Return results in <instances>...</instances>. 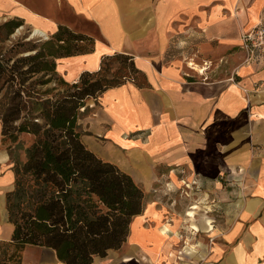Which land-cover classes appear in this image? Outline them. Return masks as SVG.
Masks as SVG:
<instances>
[{
    "label": "crops",
    "instance_id": "crops-1",
    "mask_svg": "<svg viewBox=\"0 0 264 264\" xmlns=\"http://www.w3.org/2000/svg\"><path fill=\"white\" fill-rule=\"evenodd\" d=\"M54 1L44 0L41 6L53 7L56 5ZM61 1L64 5L68 2L70 14L83 19L85 26L78 28L71 20L68 21L71 15L66 19L56 14L54 18L39 15L43 20L38 19L37 28L47 32L49 37L59 26H64L58 20H65L71 30L79 32L76 30L84 28L80 33L91 34L95 38L93 53L57 60L58 74L66 81L77 82L82 73L97 70L105 55L120 53L122 49H117L104 31L101 20L85 13L94 6L92 0L78 1L83 10L77 9V1ZM131 1L132 6H128ZM114 2L124 30V46L130 44L129 29L140 38L144 31H164L158 40L165 45L169 30L182 25L185 27L176 31L178 37L188 36L190 30L196 28L200 31V46H213L215 41H219L220 47H241L243 33L264 21V0H157L156 4H153L154 0ZM160 3H164L162 9H159ZM32 7L18 0H0V14L12 13L11 17L21 16L31 23L35 22L29 15L34 10ZM130 13L136 15L133 23L129 22L128 16L124 17ZM184 14L187 15L183 17ZM99 35L106 42L98 38ZM243 52L238 56L239 61H243ZM242 61L235 64L234 74L228 79L194 82L188 80L182 64L171 65L156 61V58L134 56L136 67L144 71L146 86L127 81L95 99L101 105L98 117L94 119L96 130L106 136L111 152L114 150L129 157L130 163L125 162V166L143 174L140 179L145 178L143 181L147 185L158 167H165V173H174L176 166H185L195 169L200 175V187L205 189L204 192L215 193L211 197V206L224 213L218 222L217 234L210 237V251L203 242L202 248L206 250L203 264H264V59L260 62ZM112 100L128 102L132 112L149 118V122L137 121L135 129L122 132V138L132 143L129 148L109 135L116 124L120 127L110 111ZM2 129L0 121V227L3 230L0 239L10 240L14 226L9 222L7 194L14 189L15 171L8 150L3 147ZM130 153L138 156L130 157ZM133 159H139L136 166ZM226 173L230 175L228 185L220 180ZM168 207H157V210L167 213ZM134 222L135 217L123 247L109 251L105 257H95L93 264H146L147 261L151 264L149 249L153 243L146 246L131 240ZM171 225L176 227L177 236L174 230L169 231V235L177 238L174 242L180 243L184 239V228L176 226L173 221ZM127 256L136 257L137 261H125ZM181 256L172 264H186L184 255ZM22 263L64 264L54 250L38 246L25 249ZM168 263V259L162 262ZM196 264H200V259Z\"/></svg>",
    "mask_w": 264,
    "mask_h": 264
},
{
    "label": "trees",
    "instance_id": "trees-1",
    "mask_svg": "<svg viewBox=\"0 0 264 264\" xmlns=\"http://www.w3.org/2000/svg\"><path fill=\"white\" fill-rule=\"evenodd\" d=\"M95 48V38L61 25L39 49H31L37 51L32 55L13 59L0 54V93L7 88L0 97L2 134L15 141L21 133L36 138L27 161L14 165V189L7 194L14 231L9 242L0 240V250L5 249L0 264H22L28 246L50 248L64 264H93L95 257L123 247L133 218L145 210L144 190L84 144L79 123L90 99L129 80L99 71L84 72L69 83L57 72L58 59L87 55ZM108 58L121 61L134 74L142 73L132 56L116 53ZM40 73L41 85L56 81L63 90L35 102L30 113L38 109V115L19 123L26 108V84ZM138 85L145 87L146 78Z\"/></svg>",
    "mask_w": 264,
    "mask_h": 264
},
{
    "label": "rangeland",
    "instance_id": "rangeland-1",
    "mask_svg": "<svg viewBox=\"0 0 264 264\" xmlns=\"http://www.w3.org/2000/svg\"><path fill=\"white\" fill-rule=\"evenodd\" d=\"M19 2L33 6V12L29 13L31 17L34 18L35 22L32 23L26 20V18H21L17 16L11 17L13 14L3 12L0 14V54L3 53L7 58L13 57L17 59L19 57H25L34 54V48H38L45 42L48 38L47 36H35L31 38V33L33 28L39 27L38 19H42L39 15H45L49 17H56L54 15L60 14L64 18H68L71 11L68 10V2L65 5L61 0H55L56 5L53 7H42L41 2L44 0H18ZM157 0H154L153 4H156ZM128 6H132V1L127 3ZM47 10L51 13H48ZM28 13V12H27ZM187 14H184L186 16ZM123 18V15H121ZM128 16L130 23H133V18L136 16L132 13ZM7 17V18H6ZM8 17H11L8 19ZM60 17V16H59ZM121 19V17H120ZM43 20V19H42ZM71 20L76 27L81 28L85 26V21L80 19L79 16L74 18L72 15L67 19ZM40 21V20H39ZM59 23L64 24V26L69 25L65 20H58ZM180 22V19H177ZM183 22V21H182ZM41 23V22H40ZM185 26L179 25L174 26L172 30H169V38L166 40L165 45L160 43L158 38L164 35V31L161 33L153 32V30L144 31L140 37L133 35V30H128L127 33L130 37V44L128 46L122 47L120 53L127 54L129 56H143L146 58L154 59L156 61H162L167 64H182L184 71L187 73L188 80L194 82H200L207 79L209 82H214L218 80L228 79L234 74L235 64H239L238 56L241 54L242 46H232V47H220L219 41H215V44L200 46V31L198 29H191L188 36L178 37L176 31L182 29ZM84 29V28H82ZM78 29L76 31H81ZM166 33V32H165ZM84 34V33H83ZM91 36V34H89ZM181 36V35H180ZM94 38V37H93ZM98 38H101L100 35ZM106 42V39L101 38ZM14 44L15 45L12 49ZM10 49L8 52L4 50ZM114 55V54H113ZM242 55V54H241ZM243 61L246 62L247 56L243 52ZM112 57L111 55H105L102 60L100 67L93 72H101L110 78L118 74V77L125 75L127 80L134 82L136 84H141L144 81V76L142 73L144 71L140 70L142 73L134 74L131 69L126 68L121 61ZM154 57V58H153ZM105 62V63H104ZM239 62V63H238ZM104 63V64H103ZM136 63V62H135ZM189 63H195L196 65L208 68L205 74L199 73V71L192 69ZM12 64V63H11ZM137 65V64H136ZM42 73L33 76L26 84L27 90L24 94V104L26 108L24 109L19 123L24 121L26 118L32 119L38 115V109L30 113V110L35 106V102L46 100L48 98H53L58 91H62L63 87L58 85L56 81H52L46 85H41ZM62 77L61 75H59ZM48 77L44 78V80ZM4 78L0 82V88L3 84ZM128 81V82H129ZM69 82V81H67ZM35 83L33 86H30ZM72 83V82H69ZM56 90H53L54 88ZM6 87L2 89L0 97H2L6 92ZM36 92V93H35ZM101 105L98 101L90 99L87 103V109H83L79 123L80 129L83 133L82 140L84 144L95 152L100 158L105 161L112 162L117 165L121 170L128 171V173L134 178L136 183L144 190L146 193V204L149 202H156L159 207L170 206L169 212L166 213V222H174L176 226L181 225L184 228L183 240L178 243L174 242L172 252L173 257L168 258V264L177 261V256H181L184 253L185 248H193L196 250L195 254L192 256L184 255L186 264H196L200 259V264L204 262L202 259L205 257L206 250H203V242L208 245V250H211L212 239L210 238L213 234H217V227L220 217H223V211L218 207L211 206V197L215 196L213 191L209 193L204 192L205 189L200 187V175L195 171V169L188 168L185 166H176L174 168V173H165L163 168L158 167L156 173L153 174L154 178L149 181V185L146 184L142 178L143 174H137L129 167H126V163H130L128 156L117 153L116 151H110V146L106 140V136L103 133H99L95 128V120L98 117V111ZM1 121V120H0ZM3 147L8 150L10 160L15 165L16 162L25 163L27 161L28 153L27 150L31 147L36 138L31 134L21 133L18 135L17 140H13L10 136H4ZM124 164V165H123ZM123 170V171H124ZM15 171V170H14ZM173 171V170H172ZM134 173L136 175H134ZM228 173L225 174L224 179H220L224 185H228L230 180ZM194 206H199L198 214L196 216V221H190L185 216L187 212ZM169 214H173L172 216ZM208 217L213 221V229L210 232L204 231V220ZM196 223L200 226V232H195L190 228L192 223ZM151 223H147L146 226L150 227ZM12 239V238H11ZM10 239V240H11ZM5 242H9V239H0ZM4 247L0 250V259H3ZM24 253V252H23ZM23 257V256H22ZM138 260H141L139 258ZM180 260V259H179ZM178 260V261H179ZM148 262V261H147ZM146 262V264H147ZM3 263V262H1ZM23 264V263H22ZM133 264V263H131Z\"/></svg>",
    "mask_w": 264,
    "mask_h": 264
},
{
    "label": "bare ground",
    "instance_id": "bare-ground-1",
    "mask_svg": "<svg viewBox=\"0 0 264 264\" xmlns=\"http://www.w3.org/2000/svg\"><path fill=\"white\" fill-rule=\"evenodd\" d=\"M72 2L77 1V9L83 10L82 7L78 5L79 0H71ZM88 0H85V2ZM94 2V6L87 12L89 15L101 20L103 22V29L109 35L112 42L117 46V49H122L124 46V30L121 23V19L119 13L117 12V7L114 0H92ZM164 3L159 4V9H162ZM35 36H47V32L35 27L32 30L31 38ZM108 50V49H107ZM106 50V51H107ZM149 63V62H148ZM189 66L198 70L199 73L205 74V71L208 70L206 67H202L196 65L195 63H189ZM110 111L116 117L118 123H120V127L116 124L114 131L109 135H111L117 142L124 145V147H131V144L126 139L122 138V132L131 129H135V122L144 120V122H149V118L147 116H138L136 113L131 111V107L128 102H118L115 100L111 101ZM119 127V129H117ZM130 157L138 156L134 153H130ZM132 160V158H131ZM139 159H133V163L137 164ZM199 206L192 207L187 214H185L187 219L190 221H196V215L198 214ZM165 212L157 210L156 202H149L145 208V212L142 215L135 217V222L133 223V236L131 238L132 241H138L143 245H148L150 242L153 243L151 249V264H162V262L169 257H173L174 254L172 252L173 242L177 241L176 237H171L169 235V231L174 230L175 236H177L176 227L172 226L170 222H166L167 217L165 216ZM151 223L150 227H147L146 224ZM213 221L206 217L204 220V231L210 232L213 229ZM190 228L195 232H200V226L196 223H192ZM3 230L0 227V234L2 235ZM173 241V242H172ZM196 252L193 248H185L184 253H180L182 255L192 256ZM182 257V256H181ZM179 257L177 256V259ZM128 262L137 261L136 257L127 256L126 260Z\"/></svg>",
    "mask_w": 264,
    "mask_h": 264
},
{
    "label": "built area",
    "instance_id": "built-area-1",
    "mask_svg": "<svg viewBox=\"0 0 264 264\" xmlns=\"http://www.w3.org/2000/svg\"><path fill=\"white\" fill-rule=\"evenodd\" d=\"M242 50L246 62H260L264 59V21L242 35Z\"/></svg>",
    "mask_w": 264,
    "mask_h": 264
},
{
    "label": "water",
    "instance_id": "water-1",
    "mask_svg": "<svg viewBox=\"0 0 264 264\" xmlns=\"http://www.w3.org/2000/svg\"><path fill=\"white\" fill-rule=\"evenodd\" d=\"M46 38H48V36Z\"/></svg>",
    "mask_w": 264,
    "mask_h": 264
}]
</instances>
